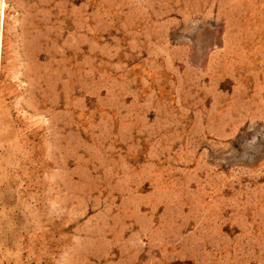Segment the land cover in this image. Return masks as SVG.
I'll return each instance as SVG.
<instances>
[{"label": "rangeland", "instance_id": "obj_1", "mask_svg": "<svg viewBox=\"0 0 264 264\" xmlns=\"http://www.w3.org/2000/svg\"><path fill=\"white\" fill-rule=\"evenodd\" d=\"M0 264H264V0H0Z\"/></svg>", "mask_w": 264, "mask_h": 264}]
</instances>
